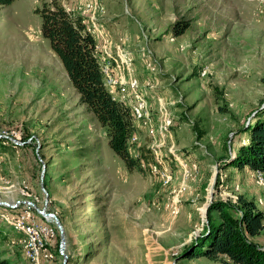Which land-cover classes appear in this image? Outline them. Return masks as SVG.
<instances>
[{
    "label": "rangeland",
    "instance_id": "rangeland-1",
    "mask_svg": "<svg viewBox=\"0 0 264 264\" xmlns=\"http://www.w3.org/2000/svg\"><path fill=\"white\" fill-rule=\"evenodd\" d=\"M57 1L90 27L94 19V38L97 28L105 32L115 59L109 64L127 79L115 47L125 52L142 96L154 113L162 99L173 125L155 154L150 145L159 143L138 130L130 153L150 164L128 170L42 38L34 13L41 1L0 8L3 253L10 264H30L20 229L48 225L54 264H62L61 235L65 264H217L180 256L200 235L213 200L242 194L261 199L264 209L257 174L220 167L264 101V0H97L101 9L96 0ZM178 21L187 28L175 36ZM147 148L163 163L157 169L170 172L169 184L151 171Z\"/></svg>",
    "mask_w": 264,
    "mask_h": 264
},
{
    "label": "trees",
    "instance_id": "trees-1",
    "mask_svg": "<svg viewBox=\"0 0 264 264\" xmlns=\"http://www.w3.org/2000/svg\"><path fill=\"white\" fill-rule=\"evenodd\" d=\"M13 1L0 0V8ZM40 1L41 6L34 9L40 19V34L59 60L79 102L104 129L109 149L126 168L141 171L142 165H149L150 161L140 153L136 157L130 153L129 139L143 130L135 124L129 107L113 99L104 87L97 42L83 16L68 11L57 0ZM186 28L183 21H178L171 30L179 36ZM151 111L155 119L157 112ZM249 117L238 131L243 141L231 148L233 156L228 154L220 159V167L247 169L255 175H264V101ZM2 144L0 149L5 150ZM147 150L153 163L152 153ZM258 200L242 194L235 201L213 200L207 208L200 235L183 249L180 258H204L217 264H264V243L259 241L264 231V209ZM1 248L0 241V264H10Z\"/></svg>",
    "mask_w": 264,
    "mask_h": 264
},
{
    "label": "built area",
    "instance_id": "built-area-1",
    "mask_svg": "<svg viewBox=\"0 0 264 264\" xmlns=\"http://www.w3.org/2000/svg\"><path fill=\"white\" fill-rule=\"evenodd\" d=\"M89 6L91 7V5ZM96 9L98 8L96 7ZM93 20V18H91L90 20V22L92 23V27H90L89 21H84L92 35L96 33L94 30L95 27L93 24ZM97 35V57L103 75V85L113 99L129 107L133 120L137 127L142 129L149 139L159 143L156 145L153 142V144L150 145V149L154 153L156 152V149L161 148L160 143L169 134L170 127L173 122V118L167 110L166 103L162 99H158L157 115L154 119L153 113L150 109V105L142 96L140 83L135 77H133V74H131L130 64L126 60L125 52H123L119 46L115 47L117 56L119 57L121 64L123 66H126L127 79L124 75H122V69L118 65V74H114V71L109 62L110 60L115 61V59L110 53L108 42L103 38L101 34L97 33ZM122 57L124 59H122ZM147 87L149 89H153L155 86L151 83H147ZM137 140L138 137L136 135H133L129 139V142H136ZM169 152L175 157L173 151H170L169 149ZM154 160L155 164L152 166L151 171H153L154 173H159V177L162 180L163 184H169L172 179L170 172H168L165 168H162L161 171L157 169L156 166L163 163L160 162V159H157L156 156ZM180 164L183 166L184 175L188 174L189 170L187 169V164ZM192 166L193 168H195L194 164H192ZM257 175L260 177V181H258L257 183L264 188L262 175L260 173H257ZM258 201L261 203L262 200L259 199ZM20 232L23 235V240H21L23 254L30 264H54L55 257L52 252L46 247V240L53 237L54 235L53 230L48 225H44L37 229L24 228L22 226Z\"/></svg>",
    "mask_w": 264,
    "mask_h": 264
},
{
    "label": "water",
    "instance_id": "water-1",
    "mask_svg": "<svg viewBox=\"0 0 264 264\" xmlns=\"http://www.w3.org/2000/svg\"><path fill=\"white\" fill-rule=\"evenodd\" d=\"M47 216L50 217V218H53L55 220L56 224L58 225V227L60 228V231H62V227H61L60 223L58 222V220L56 219V217L53 216V215H50V214H48ZM205 219H206V214H205ZM63 243H64L63 236L61 235V244H60L59 248H60V254L62 255V264H65V262H66V256L63 255V251H62L63 250V246H62Z\"/></svg>",
    "mask_w": 264,
    "mask_h": 264
},
{
    "label": "crops",
    "instance_id": "crops-1",
    "mask_svg": "<svg viewBox=\"0 0 264 264\" xmlns=\"http://www.w3.org/2000/svg\"><path fill=\"white\" fill-rule=\"evenodd\" d=\"M90 1H93V0H90ZM89 1V2H90ZM91 3V2H90ZM96 6H97V8L98 9H101V6H100V4L99 5H97V0H96ZM65 7V6H64ZM65 8H67V10L68 11H72L71 9H70V7H65ZM97 33H99V34H101V35H103V37H106L103 33H105L101 28H97Z\"/></svg>",
    "mask_w": 264,
    "mask_h": 264
}]
</instances>
